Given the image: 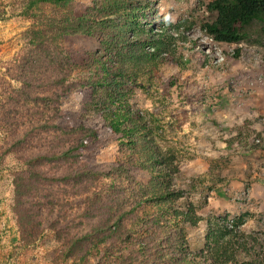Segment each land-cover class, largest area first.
I'll use <instances>...</instances> for the list:
<instances>
[{"label":"rangeland","instance_id":"1","mask_svg":"<svg viewBox=\"0 0 264 264\" xmlns=\"http://www.w3.org/2000/svg\"><path fill=\"white\" fill-rule=\"evenodd\" d=\"M209 1L69 0L61 6L47 0H0V264H85L77 260L83 251H74L71 258L61 256L66 242L50 231L39 234L33 244L23 240V223L14 210L17 194L12 175L18 167L15 157L25 153L4 152L3 140L11 135L1 127L7 118L11 121V109L19 107L18 90L23 87L31 96L35 92L44 96L50 90L18 79L35 74L53 77L64 69L53 70L45 63L46 56L38 52L31 61L23 60L32 50L30 30L71 14L88 17L83 35L57 38L76 64L72 76L82 81L101 72L102 64L112 66L113 73L122 67L120 103L145 121L143 129L148 131L145 140L132 147L114 137L102 139L97 154L87 160L95 165H112L117 159L136 161L142 172L129 185L132 192L149 187L152 181L173 191L169 201L175 210L193 220V224L178 225L187 253L198 258L199 263L192 264H203L211 248L206 239L217 220H223L226 230L237 235L233 241L249 240V254L244 249L235 252L230 263L251 259L255 252L264 254V40L256 41L254 32L239 44L212 40L201 27L211 19L205 8ZM124 32L128 34L124 36ZM146 37L158 45L153 59L149 55L154 49L145 42ZM136 44L142 49L132 50ZM83 101L84 95L77 89L62 101V107L80 113ZM99 117L96 114L88 122ZM153 167L168 168L170 176L155 177ZM44 169L53 168L47 164ZM80 198L79 187L65 193L64 202H68L62 213L70 237L78 234ZM161 203L156 202V207ZM48 212L44 210L43 217L37 218L43 227L57 217L56 211ZM153 227L157 232L164 226ZM144 231L145 225L137 224L133 241L125 244L109 237L106 241L115 243L109 249L112 253L100 261L88 257L89 264H131L127 263L131 252L136 259L132 264H141L148 248L140 251L139 243L147 247L151 241ZM146 253L152 263L154 255L150 250ZM174 261L171 264H178Z\"/></svg>","mask_w":264,"mask_h":264},{"label":"trees","instance_id":"2","mask_svg":"<svg viewBox=\"0 0 264 264\" xmlns=\"http://www.w3.org/2000/svg\"><path fill=\"white\" fill-rule=\"evenodd\" d=\"M47 1L65 6L69 0ZM205 8L211 19L203 22L201 27L215 42L239 44L249 39L252 32L257 35L256 41L264 40V0H210ZM87 20L86 15H62L58 19H51L52 23L30 30L28 44L32 50L28 56H23V60L31 61L33 53L38 52L46 56L45 63L52 69H64H60L57 76L53 77L42 78L35 74V77H27L23 81L18 79L17 82L31 87L49 86L50 90L44 96L38 92L31 96L22 87L16 97L19 107L11 109V121L7 118L3 121L4 125H1L11 135L3 140L6 146L4 152L14 153L19 150L25 153L15 157L18 167L12 175V184L17 194L14 210L18 221L23 223V240L33 244L39 234L50 231L66 242L61 256L71 258L74 251H83V257L77 260L89 264L88 257L100 261L112 253L109 249L112 250L115 243H108L106 240L109 237L122 239V244L130 243L137 224L142 223L151 241L147 247L139 242L137 245L139 243L138 248L142 252L148 248L146 252L150 250L154 260L151 263L145 252L146 260H141V264H171L172 260L178 264L199 263L198 258L190 257L187 253L188 245L178 227L183 222L193 224V220L178 209L175 210L174 203L169 201L173 191H167L164 183L152 181L149 187L137 193L132 192L134 188L129 185L135 183L142 172V165L136 161L117 159L112 165H95L87 160L88 156L97 154L102 139L114 137L132 147L139 140H145L148 133L143 129L145 121L136 118L120 103L122 89L119 77L123 72L122 67L113 73L112 66L102 64L101 72L82 81L72 76L71 71L76 64L65 47L59 45L57 38L59 35H83ZM127 34L123 33L124 36ZM145 40L154 49L149 55L153 59L152 55L158 52V45L149 38ZM139 48L136 44L132 50L137 51ZM61 55L67 59L64 57L63 60ZM35 60L39 61L38 58ZM34 66L39 68L40 64L37 62ZM77 89L84 95L80 113L62 107V101ZM25 105H28L27 109L23 108ZM96 114L100 116L99 119L88 122ZM47 164L53 168L52 171L44 169ZM153 169L155 177L162 179L170 176L166 167ZM78 187L81 196L77 201L81 211L77 222L79 230L75 237H70V226L65 222L62 210L68 202H64L65 193L68 189L76 190ZM156 202H162L161 207H156ZM150 207L156 208L152 210ZM44 210H49L48 213L57 212L56 219L48 220L45 227L37 219L43 217ZM60 220L65 224H59ZM158 223L164 227L162 231L156 232L153 225ZM214 224L210 226V234L206 239L211 248L201 261L203 264H232L230 261L233 254L242 249L246 255L249 254L250 249L246 247L248 239L233 241L237 235H231V230H226L228 227L223 220H217ZM133 254L131 252L127 255V263L136 261ZM234 264H264V254L255 252L251 259H243L239 263L235 261Z\"/></svg>","mask_w":264,"mask_h":264}]
</instances>
